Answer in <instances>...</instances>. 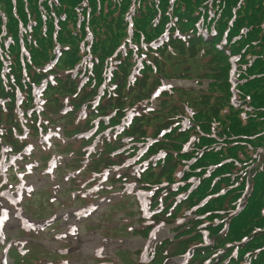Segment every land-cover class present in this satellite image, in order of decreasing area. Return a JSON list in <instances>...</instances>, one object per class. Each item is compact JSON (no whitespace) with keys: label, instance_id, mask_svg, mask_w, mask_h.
I'll return each mask as SVG.
<instances>
[{"label":"trees","instance_id":"16d2710c","mask_svg":"<svg viewBox=\"0 0 264 264\" xmlns=\"http://www.w3.org/2000/svg\"><path fill=\"white\" fill-rule=\"evenodd\" d=\"M54 59L43 109L68 108L70 135L95 127L96 135L114 132L162 79L206 82L205 89L162 91L157 109L133 113L111 140L101 136L108 157L98 153L95 170L135 156L136 165L150 161L137 181L145 190L162 187L153 208L165 193L157 222L189 218L174 231L178 245L167 255L195 246L189 264H264V0H0V72L5 61L9 69L6 81L0 78L7 104L0 125L18 126L16 91L31 107L32 89ZM108 68L107 87L91 107ZM185 120L191 126L183 129ZM3 140L20 145L9 130ZM202 233L210 247L202 246ZM156 249L153 262L161 264L166 250Z\"/></svg>","mask_w":264,"mask_h":264},{"label":"rangeland","instance_id":"374dc122","mask_svg":"<svg viewBox=\"0 0 264 264\" xmlns=\"http://www.w3.org/2000/svg\"><path fill=\"white\" fill-rule=\"evenodd\" d=\"M173 86L181 88L195 87L191 83L177 82L173 83ZM63 122L64 121H62L61 124H63ZM40 139L41 137H39V139L37 140H33L32 144L37 145ZM35 141H37V143H35ZM57 142V144H52L50 142L43 148L37 146V148L33 149L28 154H31L28 161H24L20 165L18 164V170L25 169L26 171V173L22 177H18V180H21L25 186L24 193H28V191H35L39 189L45 181L48 182L49 179L55 180L58 175L66 174V171H64V169H60L70 163L71 156L69 152H71V150L69 149L71 148V145L75 150V154H73L75 163H72V166L76 165L77 163L79 167L81 166V163H78V161L80 162L82 160H85V158L83 159V155L80 152L81 149L79 148L80 146L78 143L75 142L68 146L67 142H69V140L65 139V137L62 138L60 133ZM64 151H68V153ZM43 153H54L55 155H61V157L56 160L55 164L51 165L50 163L49 167H47L45 165V162L42 160L44 159ZM91 159L92 158H90V160H86V163H92ZM85 168H82V170H84ZM86 171H88L87 168ZM111 174H113V172H111ZM125 183L126 181L124 182L119 180L116 184H111L112 186L108 189L107 192L100 193V195L106 197L105 199L117 200L115 202L108 203L105 217H103V222L110 223L111 220L115 217L114 213H116L117 211H121V214L117 212L115 219L112 221L113 224L111 223L112 225L108 227V231L111 233V235H109L112 236L111 238L121 240L120 242H122L125 247L122 249L126 250L127 252L118 250L116 256L115 254H113L115 256L114 259L108 260L107 258H101L103 260L101 264H114L116 262H125V264H132L138 260L139 253L148 254L154 244L160 243L172 237V233H170L169 231L171 227L169 228V226L159 227L157 230L155 229L154 232L147 238L144 237V235H142L141 233L136 234L134 232L139 228L138 222H140V203L138 201L137 194H127L124 192L123 186L125 185ZM105 188V185L98 187V189H100V192H102ZM49 197L50 195H48L47 197L45 193H35L30 198V200L27 201V204L24 205V212L29 214L31 213L30 215L35 219L49 218L51 217L50 215L54 213L55 220H58L60 224L58 226L56 225L52 228V230L47 232L46 230L49 226L47 222H34L29 218V216L25 214H20L16 221L14 218L10 217L5 225L6 228L4 229L7 230L8 241L10 238H12L14 244H16L17 246H21L23 242H25L24 237L21 236L22 229H27L29 233H31V235H29L28 237L36 241V244L39 243L50 251L67 249L70 252L71 256H73L72 262L69 264H93L94 260H92V256L95 257L96 254L106 253L103 251H107L109 249L108 246L113 244V242L111 240H106L99 237V234L101 235V232L96 228L93 229L92 233H88L84 231L82 227H79L78 223L75 222V213L76 211H80L79 208L68 210L67 205L65 203H61L58 205L54 204L52 210V206L49 205ZM51 197H53V194ZM98 200L99 199L95 201ZM106 202V200H101L99 202L93 213L94 220L99 215L100 217L104 215V210L102 208L107 205ZM131 212H133L134 214ZM149 216H151V213H148V218ZM113 226L115 228H120L121 230L116 229L114 231ZM91 238H93V241H91ZM175 244L177 245V243ZM162 246H164L166 251L168 250V253H170V249L173 248V245L170 244H162ZM1 254L2 251L0 252V255ZM181 260V257H176L173 258L172 261H170L168 264H181ZM9 261V264L14 263H12V260ZM56 263L65 264L64 256L57 255V257H55L52 254H47L41 256L36 261V264Z\"/></svg>","mask_w":264,"mask_h":264}]
</instances>
